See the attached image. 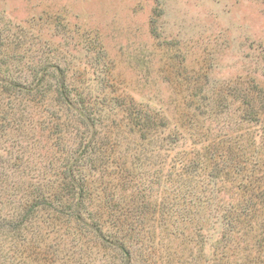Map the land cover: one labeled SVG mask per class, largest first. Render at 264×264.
Returning <instances> with one entry per match:
<instances>
[{
  "label": "rangeland",
  "instance_id": "rangeland-1",
  "mask_svg": "<svg viewBox=\"0 0 264 264\" xmlns=\"http://www.w3.org/2000/svg\"><path fill=\"white\" fill-rule=\"evenodd\" d=\"M0 39V78L38 86L8 100L22 133L0 128V264H264V209L225 220L264 190V0H0ZM62 82L95 121L82 136L61 125ZM93 132L101 153L115 145L106 171L101 153L81 165L93 187L83 215L98 210L118 241L103 247L54 211L25 223V193ZM107 174L122 221L96 198Z\"/></svg>",
  "mask_w": 264,
  "mask_h": 264
},
{
  "label": "trees",
  "instance_id": "trees-1",
  "mask_svg": "<svg viewBox=\"0 0 264 264\" xmlns=\"http://www.w3.org/2000/svg\"><path fill=\"white\" fill-rule=\"evenodd\" d=\"M0 46H3L1 39ZM64 89L65 85L62 82L61 84H59L58 90H56V92L58 93V99L56 100L58 101V103H61L62 107H64L63 111L64 114L67 116V119L64 122H61V125L66 126L67 128L72 127V125L68 121L74 120L78 123V125L83 128V131L81 132L82 136L83 133L86 132L85 128L91 129L96 125L92 113L88 111L86 107L82 105L80 106V103H77L68 95H64ZM37 91L38 86L36 88H30L22 82H15L11 79L6 80L0 78V95H4V98L7 100L4 103L5 115L3 117H0V128L6 129L7 127L12 125L13 130L18 131V135L21 134L22 132H20L19 128V123L21 124V119L19 120V118L16 116L17 110L20 111L21 108H19L20 105H16L15 102L12 103V101L21 102L20 99L25 100L26 97L32 99L31 97L33 96L34 98ZM6 95H8L9 97L6 98ZM20 96L23 98H17ZM8 100H12L11 102H9V105L11 106H7ZM141 120H146V117L141 114H137L134 116L130 115L127 118L128 125L130 126H136L137 123L141 124ZM3 123H5V125ZM61 133L62 129L58 128V130H56L52 134H56L57 144L59 143V146H64V144H62ZM97 135V132L92 133L91 141L87 146L84 147V151L82 150L80 157H75L77 156V153L75 154V152H72L71 155H74L72 158L70 156H64L62 158L59 165V170L55 175L54 180L49 179L47 184H45L42 188H38L36 190H32L31 188L28 189V191L25 193V223L30 222V220L36 217L38 213H47L48 211H54L57 214L56 218H61V216L66 217V221L70 225L75 226L78 234L80 231L84 230L90 233V239L92 238L93 241L98 240L100 242L101 238V241H103L102 235L104 234V232L102 230V223L98 221L99 218H101V215H99V211L97 210L95 212L98 218L97 221L94 220V218L90 214H87V216L83 215L84 213H88L87 208L85 207V202L86 200H90V197L93 193V187L91 188L92 182L89 179V175L87 177L83 173L81 165L82 160H84L86 155H89L87 157L88 164L90 165L89 167H91V169L95 168L93 165L98 159L97 155L101 153L100 151L102 145V142L96 141V139H98ZM114 146V144L108 143V148L105 149L103 153H101L102 157L99 160V163L102 162V164H99L100 166L98 167H101L102 170L104 169L106 171V165L111 166L109 161L111 163H114L113 157L115 155L114 152H112ZM217 157L223 158V155H217ZM212 159H214V162H217L218 160L216 157H212ZM215 164L218 165V163H214V165ZM217 173L218 172H216V175ZM102 177H105V181H101V183L99 184L100 188L96 190V188L94 187L96 198L103 202L104 207H107L103 208L102 212H105V214L110 216L112 220L121 219L120 221H122V218L120 217L121 211L115 209L114 212L111 210V207L115 206V202L114 194L111 193V189L108 187V184L110 183V181H114L116 177H113L111 174H107L106 176L104 175ZM128 181L132 182V180ZM118 183L119 178L118 182L116 181L115 185H118ZM111 187L113 186L111 185ZM256 189L257 193L255 192L256 194H254L251 201L247 200L245 203L246 205L242 207H235V209H232L231 212L227 215V218L225 217L227 228L229 227L230 229V227L232 226L235 228V222L244 223L247 222L248 219L249 221H256L259 215L262 214L261 211L264 209V190L259 191L258 187ZM49 215L50 214H47V217H49ZM50 218L51 221L54 220L53 215ZM103 236L105 238L107 237L106 235ZM107 239L109 241L102 244L101 247H103V245H112L110 240H112L113 242H118L117 240H114L111 237H107ZM260 239H263V236L260 237ZM260 246L264 248V243ZM120 248L123 249L122 247ZM122 252L125 255L127 253L124 249L122 250ZM262 256L264 257V250L262 252Z\"/></svg>",
  "mask_w": 264,
  "mask_h": 264
}]
</instances>
